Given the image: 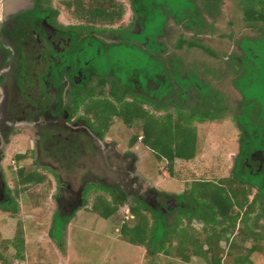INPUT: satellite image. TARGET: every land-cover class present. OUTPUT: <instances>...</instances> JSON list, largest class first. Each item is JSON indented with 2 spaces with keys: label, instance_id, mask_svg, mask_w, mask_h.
Masks as SVG:
<instances>
[{
  "label": "rangeland",
  "instance_id": "374dc122",
  "mask_svg": "<svg viewBox=\"0 0 264 264\" xmlns=\"http://www.w3.org/2000/svg\"><path fill=\"white\" fill-rule=\"evenodd\" d=\"M154 1L157 8L154 10V6H152L151 11L158 19L154 18L149 23L148 31L162 30L168 21L164 29V36L157 40V44L162 48L159 59L163 61L161 64L165 63L166 69L169 71L166 78L172 77L173 73L170 69L175 68L181 73H178L176 78L179 75L184 77L183 81L178 80V82L181 81L180 83L183 84L185 81L196 87L197 94L192 91L193 97L204 96L205 93L210 94L211 90L219 91L226 99L222 104L229 109L222 112L221 118L217 120L206 121L203 124L194 123L198 134V154L191 162L176 161L175 177H170L166 165L158 164L154 154L145 147L141 146L137 151L136 154L139 157L135 167L137 174L163 196L181 195L186 184L192 180L215 181L227 177L231 173L232 158L239 152L238 140L241 137L235 124L237 114L241 113V116H245L252 105L259 103L263 106L260 108L263 110L259 115H264V24L257 23V26L250 28L244 22L245 11L251 6L258 5V2L262 0ZM84 6L89 11L101 7L92 4L91 0H85ZM102 7L113 8L115 11H118L119 8L124 9L125 14L121 19L114 15L113 25L121 26V20L125 19L126 14H129V18L132 17L130 15L132 13L127 12L129 11L127 5L122 6L121 2ZM169 7H171L172 14L166 11ZM4 11H6V6L2 3L0 14L3 15ZM171 17H175V19ZM174 20L175 26L173 25ZM162 21L165 23L161 24ZM97 23L107 25L101 18H97ZM206 31L210 35L209 38L197 36ZM143 36L144 34L131 35L127 36V39L130 42L140 43ZM184 38L202 42L207 48L215 51L218 54L217 57H210L203 51L191 49L189 46L179 48L177 45ZM135 49L129 46V51L121 52L117 56H120L124 63L126 62L125 58L134 59L136 68L147 67V59L144 55L138 54ZM124 68L128 69V65H125ZM151 69L154 70L155 67L153 66ZM186 73L189 76L188 79H185ZM238 77V86L235 88L233 81ZM186 86L188 85L186 84ZM240 103L242 104L241 109H239ZM91 104V108H96V111L102 116L110 114L106 109V103L93 104L92 102ZM142 126L143 122L140 120L133 123L131 127H127L120 119L112 118L109 124V135H106V138L109 141L112 140L111 147L119 145L118 148L123 151L127 148V142L131 138L142 135ZM27 136L29 137V135ZM26 144V139H17V148L15 149L22 152L21 149H25ZM92 156V159L100 161L99 157H94L93 154ZM89 161L91 160L81 157L73 165L65 160L57 166L52 161L50 162L59 170L62 183L69 185L73 190H78L87 170L84 166H90L87 165ZM247 163L252 165L253 160H249ZM254 165L256 167L257 162ZM255 167L252 166V170L256 169ZM27 168L41 174L44 181L41 184L28 187L26 192L19 194L18 197L16 194L17 213L0 211V245L4 246L3 243L11 242L18 237L23 238L24 241V248L19 259L15 258L14 248L8 247L5 253L7 264H207L205 260L193 257L188 263H184L179 257L165 255L164 252H156L153 248L138 247L127 242L120 231L121 226L124 222H129L132 225L135 221L130 215L127 205L119 210L117 217L110 220L99 218L91 210L94 199L100 194H105L97 190L105 189L103 186L89 185L86 188L87 194L88 192L93 193L83 195V206H78L72 212L67 210L63 213L64 217L70 219L66 232L59 236L54 235V238L49 237L52 217L54 214L59 215L60 193L68 199L69 195L64 190L60 192L57 176L50 170L39 167ZM242 169L244 173L251 170L247 166L246 170ZM9 174L4 169L5 180L9 186L12 185L15 189L16 177L14 174L13 176ZM256 174L253 177L256 179L255 181H259L263 173ZM96 176L100 177L99 171ZM106 196L111 199L110 194H106ZM63 204L60 202V210H62ZM191 204L195 205V208L200 205L193 199L187 203V205ZM175 212L179 216L182 214L181 210ZM188 212L191 211H187L186 216H188ZM146 215L151 224L153 222L151 216ZM254 219L258 226L257 233L263 234L264 217L257 215L254 216ZM59 220L63 221L59 216L57 227L61 224ZM175 221V214L167 216L168 224H174ZM192 226L195 232L199 233L202 224L193 220ZM240 231L241 229L235 231V234L239 233L237 237L235 234L230 236L229 241L233 242L221 241L219 248L223 255L227 256L230 252L233 257H236L240 254L239 251L229 249L231 243L238 245V240L241 237ZM247 242L246 248L256 241L248 238ZM176 245L177 242L172 243L173 247ZM262 252L263 254L256 252L251 256L253 264H264V250ZM0 264L2 263L0 262ZM224 264H234L233 259L225 257Z\"/></svg>",
  "mask_w": 264,
  "mask_h": 264
},
{
  "label": "flooded vegetation",
  "instance_id": "af4514ba",
  "mask_svg": "<svg viewBox=\"0 0 264 264\" xmlns=\"http://www.w3.org/2000/svg\"><path fill=\"white\" fill-rule=\"evenodd\" d=\"M139 1L91 0L97 7L118 2L127 5L132 17L126 14L128 18L121 20V27L110 21L99 25L91 19L86 14L85 0H0V6H6L0 14V207L16 197L14 186L5 180L4 169L17 178L19 169L33 173L27 167L50 170L57 176L60 192L64 190L69 195L68 199L60 193L58 211L62 214L83 206L89 185L103 186L162 214L184 206L179 195L163 196L137 174L136 153L142 146V135L134 143L131 138L123 151L119 145L111 147L112 140L106 138L109 127H104L96 108H91L92 102L109 103L112 115L115 108L138 100L145 110H156L154 115H160L166 110L155 104L169 100L171 104H166V109L175 107L172 103L178 99V89L173 82L163 98L153 97L151 91L156 92L169 81L157 76L159 81L155 82L143 68L130 74L124 68L127 62L117 56L129 46L145 50L153 37L146 34L144 9H133ZM165 26L156 36L155 52L151 54L160 62L162 51L157 40L164 36ZM142 34L140 43L127 39ZM167 70L165 66V73ZM147 99H153V104ZM139 120L142 121L139 118L133 123ZM17 139L27 141L22 152L15 149ZM92 154L100 161L92 159ZM81 157L90 159V166H84L87 170L83 182L73 190L62 183L59 170L50 161L56 166L64 160L73 165ZM250 160L253 164L246 162L245 167L264 174V155L257 152ZM252 166L256 169L252 170ZM98 171L100 177L96 176ZM60 202L64 203L62 210Z\"/></svg>",
  "mask_w": 264,
  "mask_h": 264
},
{
  "label": "trees",
  "instance_id": "16d2710c",
  "mask_svg": "<svg viewBox=\"0 0 264 264\" xmlns=\"http://www.w3.org/2000/svg\"><path fill=\"white\" fill-rule=\"evenodd\" d=\"M102 6L99 4L98 7L100 8L88 10L86 14L94 21H97V18H101L103 22L110 21L112 24L114 23V15L121 19L125 14L123 8H119L118 11H112L111 13L107 12L105 7L103 8ZM152 6L156 10L157 7L154 0H140L133 7L136 11L139 8L144 9L143 13L146 15L147 25L154 18L158 19L151 11ZM170 8L166 11L172 14ZM244 22L250 28L257 26V23L264 24L263 0L258 2V5L251 6V8L245 11ZM164 23L165 21H162L161 24ZM159 31L153 30V32H149L147 30L148 33L146 34H152L153 37H150L147 41L145 50L135 49V51L138 54L144 55L145 59H147V67L141 68L145 69L147 76L151 80L155 82L159 81L156 78L158 76L169 81L166 86L161 84V88L156 92L151 91V96L159 97L161 95L160 98H163L170 82L175 84V87L178 89V99L172 103L175 106L174 109H166V104H171L169 100L161 101V103L155 105H157L158 109L166 111H160V115H154V111L156 110H145L142 106L143 102L136 100L122 105L119 109L115 108V113L112 115L102 116L97 112V118L100 122L104 121L105 128L109 127L111 117L120 119L127 127H131L136 119L141 118L143 121L142 146L154 154L158 164L166 165V170L170 177H175L176 161L191 162L198 154V134L194 123L203 124L206 121L212 122L221 118L222 112L229 109L226 105L222 104L226 99L219 91L214 90L213 92L210 89V94L205 93L203 94L204 96L197 95L193 97L192 91H195L197 94L196 87L185 81L183 82L184 85L180 83L181 81L178 82V80L183 81L184 77L179 75L176 78L179 72L175 68L172 69V77L166 78L165 63L161 64L163 61H157L151 56L155 52V41L156 36L159 35ZM177 46L179 48L189 46L191 49H199L210 57L216 58L218 55L215 51L207 48L202 42L197 40L191 41L184 38L179 41ZM160 49L162 51L161 47ZM124 51H129V48ZM125 59L128 62V72L130 74L133 70L138 69L135 66L134 59ZM153 66L155 67L154 70L151 69ZM205 72L208 71L205 70ZM187 73L189 74V72ZM188 74L185 79L189 78ZM238 80L239 77L233 81L235 88L238 86ZM149 100L145 101L153 104L151 102L153 99ZM191 103L192 106H190ZM261 107H263L262 104L257 103L249 108L245 116H241V113H239L235 117V124L238 128L237 130L241 133V137L238 140L240 144L239 152L232 158L233 166L230 170L231 173L227 177L215 181L204 179L192 180L186 184L184 192L179 195V198L184 201V206L181 209L167 210L166 214H162L147 207L145 204H141L139 201H129V199L117 193L109 192L105 188L97 189L105 194H100L94 199L95 201L91 208L92 212L103 220H110L117 217L119 210L127 205L130 215L135 221L132 225L129 222L122 224L120 231L125 240L134 246L153 248L156 252H164L165 255L179 257L184 263H188L193 257L203 259L207 264H224L225 257L228 256L233 259L234 264H253L251 256L256 252L263 254L262 250H264V233H257L258 226L254 219V216L257 215L264 217V174L260 176L259 181H255L256 179L253 176L257 175L256 172L247 171V173H244L242 168L246 170L245 163L258 151L264 155V115H259L261 110H263L260 109ZM241 108L242 104L240 103L239 109ZM106 109L108 111L111 110L109 103L106 104ZM138 138L139 136H134L132 142H136ZM43 181L44 177L41 174L36 172L27 173L23 169H19L15 183L17 197L19 194L26 192L28 187L41 184ZM106 194H110L111 199H108ZM17 197L12 198V202L7 206H1V211L12 214L17 213ZM192 199L201 206L198 205L195 208L193 204L187 205ZM192 208L195 209L193 210ZM177 210H181V216L176 214L175 211ZM187 211H191L188 212V216L185 214ZM58 214H54L52 217L49 230V237L52 238H54V235L59 236L66 232L67 225L70 223V219L64 217L60 211H58ZM146 214L151 216L153 221L151 224ZM171 214H175L176 216L174 224H168L167 222V216ZM59 216L63 221L59 220L61 224L57 227ZM193 220H197L202 224L199 233H196L197 231L195 232L192 228ZM240 229L241 237L238 240L240 244H229V249L239 251L240 254L236 257H233L230 252H228L227 256L223 255L219 244L221 241H229L230 236ZM235 235L237 237L239 233L237 232ZM248 238L256 242H253L250 247L246 248L245 244L248 243ZM23 242V238L18 237L11 242L3 243L4 246L0 245V262L7 264L5 253L8 247L14 248L16 259L21 258L24 248ZM173 242H177L175 247L172 246Z\"/></svg>",
  "mask_w": 264,
  "mask_h": 264
},
{
  "label": "crops",
  "instance_id": "0c3cea01",
  "mask_svg": "<svg viewBox=\"0 0 264 264\" xmlns=\"http://www.w3.org/2000/svg\"><path fill=\"white\" fill-rule=\"evenodd\" d=\"M194 35V34H193ZM196 36V35H195ZM198 37L200 36V37H204V38H209L210 37V35L208 34V32L206 31V32H203L202 34H198L197 35Z\"/></svg>",
  "mask_w": 264,
  "mask_h": 264
}]
</instances>
